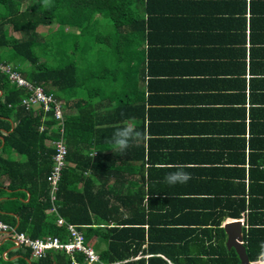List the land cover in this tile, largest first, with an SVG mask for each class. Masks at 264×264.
I'll return each mask as SVG.
<instances>
[{
    "label": "trees",
    "instance_id": "obj_1",
    "mask_svg": "<svg viewBox=\"0 0 264 264\" xmlns=\"http://www.w3.org/2000/svg\"><path fill=\"white\" fill-rule=\"evenodd\" d=\"M157 2L150 0L149 4ZM140 11V0H52L48 8L42 6V0H30L28 6L24 0H0V61L16 64L24 79L53 99L49 110L41 102L37 111L35 107L27 110L24 101L33 92L0 73V221L30 239L54 236L62 243L69 239L67 225H75L84 235L85 246L98 256L92 264H241L236 251L227 249L225 231L219 229L225 214L243 218L234 208L222 213L214 225L202 222L185 228L188 224L181 223L183 218L173 219L172 214L169 220L158 222L153 208L145 203V168L163 170L154 163L155 157L150 160L151 141L164 153L173 143H187L183 135L188 133L155 125L150 111L145 110V94H140L138 82L140 59L156 43L163 45L162 35L169 41L172 36L147 29ZM43 27L48 31L40 32ZM172 44L175 46L163 50L167 65L174 68L173 73H185L184 64L176 61L178 43ZM76 48L86 60L74 55ZM37 49L46 61L36 54ZM94 49L101 61L91 56ZM158 56L163 54H149L152 59ZM78 59L86 69L83 77L79 76ZM25 63L29 66H23ZM93 83L97 87L90 86ZM57 106L64 113L63 121L55 119ZM126 123L134 124L143 138L125 155H117L106 141ZM42 127L46 128L43 132ZM60 139L68 154L53 201L47 178L56 149L48 141ZM163 158L160 162H165ZM153 171L147 174L152 182L156 181ZM255 186L260 190L254 191L250 184L248 192L244 191L250 203L246 206L243 200L241 210L249 212L244 246L251 262L264 250V192L259 200L254 198L264 190V182ZM54 206L66 227H58L57 216L48 214ZM7 239L0 246V264H89L82 252L49 250L36 258L24 245L10 250L5 259L3 253L15 246L13 234Z\"/></svg>",
    "mask_w": 264,
    "mask_h": 264
},
{
    "label": "crops",
    "instance_id": "obj_2",
    "mask_svg": "<svg viewBox=\"0 0 264 264\" xmlns=\"http://www.w3.org/2000/svg\"><path fill=\"white\" fill-rule=\"evenodd\" d=\"M149 1L140 0L146 28L156 30L155 34L169 33L172 38L169 41L162 35L164 46L156 43L146 50L147 57L140 59V94H145V110L150 111L155 125L188 133L183 135L188 141L173 143L164 153L151 141L150 160L155 157L154 163L163 170L145 168V203L153 208L158 222L169 220L172 214L173 219L183 218L181 223L188 224L185 228L202 222L214 225L222 213H231L234 208L243 218L225 214L219 226L225 231L228 223L248 222V210L241 211L244 201L246 206L250 203L244 191L248 192L250 184L254 191L260 190L255 185L264 182V0H158L153 5ZM172 42L178 43L176 61L184 64L185 73H173L174 68L170 70L167 65L163 50L174 47ZM150 52L163 56L152 59ZM139 65L135 63L137 68ZM193 127L200 132H194ZM161 134L156 136L158 140ZM149 140L152 136L147 137L148 144ZM162 158L165 162H160ZM176 164L186 166L191 184L165 183V176ZM148 171H153L156 181L148 180ZM263 192L254 198L259 200ZM183 197L190 198L189 202L178 199ZM48 214L57 216L58 227H66L65 220L63 226L58 224V211ZM68 234V241L63 243L72 241ZM49 238L62 243L54 236L36 240ZM1 239L0 246L8 241L5 236ZM227 241L226 234V246ZM16 246L3 257L7 259V253L17 250Z\"/></svg>",
    "mask_w": 264,
    "mask_h": 264
},
{
    "label": "built area",
    "instance_id": "obj_3",
    "mask_svg": "<svg viewBox=\"0 0 264 264\" xmlns=\"http://www.w3.org/2000/svg\"><path fill=\"white\" fill-rule=\"evenodd\" d=\"M0 73L8 75L9 79L13 83H16L19 87L25 86L33 92L32 98L30 100L24 101V106L27 110H30L29 108L31 107H35V111H37V105L40 102L44 105L46 110L51 109V103L53 101L52 97H48L43 94V91L40 88H34V86L30 84L26 79H24L20 72L14 69L11 65H5L0 61ZM54 116L56 121H63L64 113L59 106H57L54 110ZM45 129V127H42L41 131L43 132ZM61 131H63V129H61ZM48 144L56 149V153L53 156L54 164L52 167V171L47 178L51 187L52 200L55 201L56 193L59 189V182L61 180L63 170L66 167L68 151L62 139L58 141L50 140ZM52 211L56 212L57 208L54 206L52 208ZM241 221L243 226L246 228L247 225H245L244 220ZM64 223V219L59 218L58 224L60 226H63ZM67 228L72 236V241H70L69 243H61L60 240L56 238H49L47 240H32L23 233H17L16 229L3 223L2 221H0V236L5 235L11 238V235L13 234L15 236L14 243L18 246L24 245L25 247L31 248L33 250L34 257L36 258L44 257L49 250H65L70 254H74L75 252L84 253L86 255L87 261H89V264L98 261L96 252L91 247L85 246L84 235L78 230L77 226L68 224ZM251 263L253 264V262Z\"/></svg>",
    "mask_w": 264,
    "mask_h": 264
},
{
    "label": "clouds",
    "instance_id": "obj_4",
    "mask_svg": "<svg viewBox=\"0 0 264 264\" xmlns=\"http://www.w3.org/2000/svg\"><path fill=\"white\" fill-rule=\"evenodd\" d=\"M42 6L45 8L51 7L52 0H42ZM142 138L143 133L138 131L134 124L126 123L124 126L117 128L111 137L107 138L106 142L111 145V150L115 154L125 155L127 150ZM172 167L174 168V171L169 172L164 178L165 183L168 185L186 184L192 179L191 173L186 170L185 165L176 164ZM235 222H241V220ZM261 248L264 249V244L261 245ZM116 264H120V262L117 261ZM253 264H264V250L261 251L260 258L254 261Z\"/></svg>",
    "mask_w": 264,
    "mask_h": 264
},
{
    "label": "water",
    "instance_id": "obj_5",
    "mask_svg": "<svg viewBox=\"0 0 264 264\" xmlns=\"http://www.w3.org/2000/svg\"><path fill=\"white\" fill-rule=\"evenodd\" d=\"M228 235V250L234 249L241 260V264H252L250 262L247 249L244 246L243 224L242 222L228 223L225 227ZM17 245L15 249H18Z\"/></svg>",
    "mask_w": 264,
    "mask_h": 264
},
{
    "label": "rangeland",
    "instance_id": "obj_6",
    "mask_svg": "<svg viewBox=\"0 0 264 264\" xmlns=\"http://www.w3.org/2000/svg\"><path fill=\"white\" fill-rule=\"evenodd\" d=\"M24 3H25V5H29L30 4V0H24ZM106 21L109 23V19H106ZM110 24V23H109ZM111 28H113V26H110ZM39 31L40 32H47L48 31V28H46V27H43V28H40L39 29ZM110 32V31H109ZM17 37H20V35H18L17 34ZM43 43L45 42V41H42ZM98 43H95V45H97ZM103 48H107L106 46H102ZM4 51V50H3ZM3 51H1V53L3 52ZM36 54L38 55V56H40L41 57V60L42 61H46V58L44 57V55L40 52V50H36ZM74 55L75 56H78V57H82L83 59H85L84 57H83V55H84V53H79V49H74ZM96 55V49H94V51L92 50V52H91V56L93 57V56H95ZM2 57H4L3 55H2ZM20 58H18L17 59V62H21V60H19ZM105 60H108V58H104ZM110 59V58H109ZM86 60V59H85ZM77 63H79V66H78V70H79V76H81V77H83L84 76V73H83V71L82 70H84L85 72H86V69H85V66L84 65H81V63L83 62V61H81V60H79L78 59V61H76ZM109 64L111 63V59L109 60V61H107ZM11 66L14 68V69H16V64H14V63H11ZM23 66H29V63H25ZM17 71H18V69H16ZM20 72V71H19ZM88 73V72H87ZM20 74L22 75V73L20 72ZM23 77V76H22ZM24 78V77H23ZM110 84H106L105 86H109ZM90 86H93V87H97V85L96 84H90ZM17 158H19V156H17ZM5 235H2V236H0V239L2 238V237H4ZM6 237V236H5ZM0 241H2V239L0 240ZM0 249H1V247H0Z\"/></svg>",
    "mask_w": 264,
    "mask_h": 264
}]
</instances>
